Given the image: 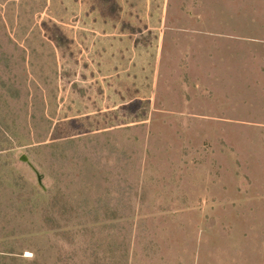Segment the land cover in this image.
<instances>
[{"label":"rangeland","instance_id":"374dc122","mask_svg":"<svg viewBox=\"0 0 264 264\" xmlns=\"http://www.w3.org/2000/svg\"><path fill=\"white\" fill-rule=\"evenodd\" d=\"M35 263L264 264V0H0V264Z\"/></svg>","mask_w":264,"mask_h":264},{"label":"water","instance_id":"95a60500","mask_svg":"<svg viewBox=\"0 0 264 264\" xmlns=\"http://www.w3.org/2000/svg\"><path fill=\"white\" fill-rule=\"evenodd\" d=\"M22 160L25 162L27 161L26 157H23ZM38 178H39V182L41 183V177L38 175Z\"/></svg>","mask_w":264,"mask_h":264},{"label":"trees","instance_id":"16d2710c","mask_svg":"<svg viewBox=\"0 0 264 264\" xmlns=\"http://www.w3.org/2000/svg\"><path fill=\"white\" fill-rule=\"evenodd\" d=\"M39 174V173H38ZM42 182V181H41ZM40 183V182H39ZM36 264V263H35Z\"/></svg>","mask_w":264,"mask_h":264}]
</instances>
